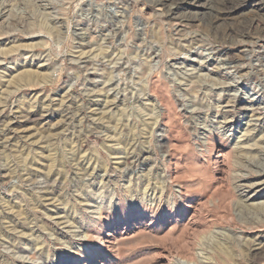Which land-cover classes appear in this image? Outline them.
<instances>
[{"label": "rangeland", "instance_id": "374dc122", "mask_svg": "<svg viewBox=\"0 0 264 264\" xmlns=\"http://www.w3.org/2000/svg\"><path fill=\"white\" fill-rule=\"evenodd\" d=\"M145 3L0 7V264H264V43Z\"/></svg>", "mask_w": 264, "mask_h": 264}, {"label": "bare ground", "instance_id": "6f19581e", "mask_svg": "<svg viewBox=\"0 0 264 264\" xmlns=\"http://www.w3.org/2000/svg\"><path fill=\"white\" fill-rule=\"evenodd\" d=\"M201 1L202 0H145L146 3L151 5V7L153 6L155 9H157V11L160 13V16H162L163 18L169 19L171 21L172 20H174V21L180 20V19L184 20V19L197 18L200 15L197 16L198 12L193 13L192 10L195 8L202 7L205 10V14H203L204 16L201 19L204 20V22L209 26V29H211L213 31H217L218 29H221V27H222V29H224L226 31L227 36L238 35L245 40L252 38L251 40H254L255 43H259V44L264 43V0H208V2H207L208 4L203 3V5L201 4ZM5 3H6V0H0V7L4 8ZM248 8H250L249 10L254 15L252 18L242 19V20H237V21H232L230 23H226V21L235 20V18L238 14L242 15L241 13H243L244 9H248ZM182 10L184 12H187V13H181ZM2 11H3V9H0V17H2ZM179 16H181V17H179ZM201 16H202V14H201ZM186 21H188V20H186ZM190 21H194V20H190ZM177 23L178 22H176L174 24V26L176 27L175 29H178L180 27L177 25ZM168 24H170V23H168ZM170 25H172V24H170ZM182 25H183V23H182ZM257 29H259V30L256 32H260V36L259 37L255 36L256 37L255 38L254 37L255 32H253V31H255ZM247 41H249V40H247ZM224 44H225V42H224ZM227 58H228V61L230 63H232L234 56L232 54L230 55L228 53ZM20 76L26 77L27 75L25 73H23V75H20ZM11 90H12V88H11ZM222 91H224V90H222ZM4 93H6V90H5V92H3V94ZM230 101H233V100L230 99ZM250 110H251V108H250ZM262 113H263V111H262ZM30 114H32V113H30ZM31 117H33V116H31ZM118 123L119 122L117 121V124ZM147 126H148V124L145 125L144 130L147 129ZM244 156H245V158L247 157L246 153H244L243 150L239 151L235 154L234 163L232 164L230 162L232 164V168H234V171H235L234 174H236V175H237V173H239L240 163L243 160ZM146 159H147V157L145 158V160ZM28 179H29V177H28ZM238 179L240 180V179H242V177L239 176ZM239 206L240 207H242V206L246 207L245 203H243V205L241 203V204H239Z\"/></svg>", "mask_w": 264, "mask_h": 264}]
</instances>
